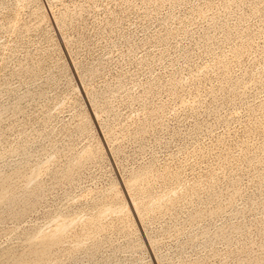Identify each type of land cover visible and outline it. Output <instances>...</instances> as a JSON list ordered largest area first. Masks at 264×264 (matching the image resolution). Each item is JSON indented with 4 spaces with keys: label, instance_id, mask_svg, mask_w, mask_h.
<instances>
[{
    "label": "rangeland",
    "instance_id": "1",
    "mask_svg": "<svg viewBox=\"0 0 264 264\" xmlns=\"http://www.w3.org/2000/svg\"><path fill=\"white\" fill-rule=\"evenodd\" d=\"M0 264H264V0H0Z\"/></svg>",
    "mask_w": 264,
    "mask_h": 264
}]
</instances>
